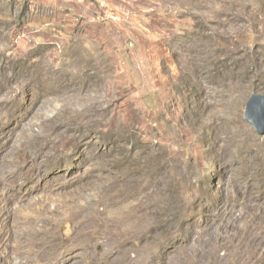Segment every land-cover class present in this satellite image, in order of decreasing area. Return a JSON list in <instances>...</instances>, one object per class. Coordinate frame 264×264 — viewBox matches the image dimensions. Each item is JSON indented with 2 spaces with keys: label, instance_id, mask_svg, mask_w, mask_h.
<instances>
[{
  "label": "rangeland",
  "instance_id": "1",
  "mask_svg": "<svg viewBox=\"0 0 264 264\" xmlns=\"http://www.w3.org/2000/svg\"><path fill=\"white\" fill-rule=\"evenodd\" d=\"M253 93L264 0H0V264H264Z\"/></svg>",
  "mask_w": 264,
  "mask_h": 264
},
{
  "label": "water",
  "instance_id": "2",
  "mask_svg": "<svg viewBox=\"0 0 264 264\" xmlns=\"http://www.w3.org/2000/svg\"><path fill=\"white\" fill-rule=\"evenodd\" d=\"M243 119L251 124L253 130L264 137V93H253L245 103Z\"/></svg>",
  "mask_w": 264,
  "mask_h": 264
},
{
  "label": "bare ground",
  "instance_id": "3",
  "mask_svg": "<svg viewBox=\"0 0 264 264\" xmlns=\"http://www.w3.org/2000/svg\"><path fill=\"white\" fill-rule=\"evenodd\" d=\"M82 236H83V234H82ZM74 246H75V245H74ZM74 246H73V247H74ZM67 247H68V246H67ZM24 249H25V247L22 246V251H21L22 253L24 252ZM87 251H88V250H87ZM61 259H62V258H61ZM110 260H112V259H110ZM56 262H57V261H56ZM107 262H108V261H107ZM99 263H100V262H99ZM58 264H59V263H58ZM93 264H94V263H93Z\"/></svg>",
  "mask_w": 264,
  "mask_h": 264
},
{
  "label": "trees",
  "instance_id": "4",
  "mask_svg": "<svg viewBox=\"0 0 264 264\" xmlns=\"http://www.w3.org/2000/svg\"><path fill=\"white\" fill-rule=\"evenodd\" d=\"M24 14V13H23ZM258 70H262V68L258 69Z\"/></svg>",
  "mask_w": 264,
  "mask_h": 264
},
{
  "label": "built area",
  "instance_id": "5",
  "mask_svg": "<svg viewBox=\"0 0 264 264\" xmlns=\"http://www.w3.org/2000/svg\"><path fill=\"white\" fill-rule=\"evenodd\" d=\"M104 4V3H103Z\"/></svg>",
  "mask_w": 264,
  "mask_h": 264
},
{
  "label": "crops",
  "instance_id": "6",
  "mask_svg": "<svg viewBox=\"0 0 264 264\" xmlns=\"http://www.w3.org/2000/svg\"><path fill=\"white\" fill-rule=\"evenodd\" d=\"M105 2V1H104Z\"/></svg>",
  "mask_w": 264,
  "mask_h": 264
}]
</instances>
